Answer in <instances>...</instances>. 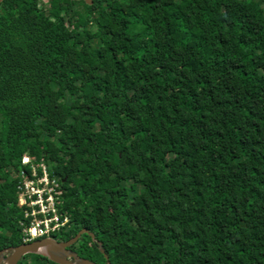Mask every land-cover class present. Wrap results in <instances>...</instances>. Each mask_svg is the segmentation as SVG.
Here are the masks:
<instances>
[{
	"label": "trees",
	"instance_id": "1",
	"mask_svg": "<svg viewBox=\"0 0 264 264\" xmlns=\"http://www.w3.org/2000/svg\"><path fill=\"white\" fill-rule=\"evenodd\" d=\"M26 154L65 179L58 240L87 227L111 264H264V0H6L0 252L25 243Z\"/></svg>",
	"mask_w": 264,
	"mask_h": 264
},
{
	"label": "built area",
	"instance_id": "2",
	"mask_svg": "<svg viewBox=\"0 0 264 264\" xmlns=\"http://www.w3.org/2000/svg\"><path fill=\"white\" fill-rule=\"evenodd\" d=\"M13 176L18 179V206L24 213L21 226L25 242L52 236L69 226L71 215L64 207V180L46 156L26 154Z\"/></svg>",
	"mask_w": 264,
	"mask_h": 264
},
{
	"label": "water",
	"instance_id": "3",
	"mask_svg": "<svg viewBox=\"0 0 264 264\" xmlns=\"http://www.w3.org/2000/svg\"><path fill=\"white\" fill-rule=\"evenodd\" d=\"M6 0H0V9ZM80 1V0H75ZM87 4H93L95 0H84ZM65 180V179H64ZM89 234L93 239L94 233L87 227L81 228L74 236L67 240H58L54 236L40 237V239L25 242L19 246H13L0 252V264H19L30 253L42 254L59 264H97L96 262L78 255L70 245L77 241L83 233ZM99 250L104 255L106 264H111L108 255L104 252L102 244L97 241ZM11 252L10 255H7Z\"/></svg>",
	"mask_w": 264,
	"mask_h": 264
},
{
	"label": "rangeland",
	"instance_id": "4",
	"mask_svg": "<svg viewBox=\"0 0 264 264\" xmlns=\"http://www.w3.org/2000/svg\"><path fill=\"white\" fill-rule=\"evenodd\" d=\"M140 29V26L139 25H136L135 27H133V31H138ZM14 175V174H13ZM60 232V231H59ZM83 239V237L80 238V240ZM103 264V262L101 263ZM105 264H106V261H105Z\"/></svg>",
	"mask_w": 264,
	"mask_h": 264
},
{
	"label": "flooded vegetation",
	"instance_id": "5",
	"mask_svg": "<svg viewBox=\"0 0 264 264\" xmlns=\"http://www.w3.org/2000/svg\"><path fill=\"white\" fill-rule=\"evenodd\" d=\"M91 238H92V237H91ZM92 240H93V241H97L96 238H94V239L92 238ZM10 254H11V252H9L7 255H10Z\"/></svg>",
	"mask_w": 264,
	"mask_h": 264
}]
</instances>
